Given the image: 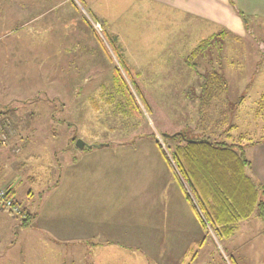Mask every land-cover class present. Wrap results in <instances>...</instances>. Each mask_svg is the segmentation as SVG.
Masks as SVG:
<instances>
[{"label":"rangeland","instance_id":"obj_1","mask_svg":"<svg viewBox=\"0 0 264 264\" xmlns=\"http://www.w3.org/2000/svg\"><path fill=\"white\" fill-rule=\"evenodd\" d=\"M126 4L122 0H106L103 6L84 0H0V139L6 140L0 141V163L9 164L10 156H18L3 149L10 134L1 135L8 130L4 124L12 125L13 115L56 137L48 144L38 139L40 155L24 158L37 163L33 170L29 164L16 166L24 185L54 181V171L48 172L47 164L44 167L41 162H47L46 148L64 147L69 149L68 156L84 152L91 154L89 159L104 160L105 164L86 166H98L99 180L142 179L141 171L160 181L163 161L156 159L160 150L148 134L154 132L162 145L163 132L203 134V126H198L204 120L199 112L200 81L212 68L223 74L228 87L223 103L215 101L202 109L209 114L206 120L210 119L206 133L246 144L250 161L253 145L248 144L264 140V19L247 17L242 36L227 31L214 36L203 51L191 54L201 39L220 28L159 4L141 0ZM86 18L99 23L108 20L106 29L134 68L143 101L132 91L142 117L128 112L112 79L117 61L106 56ZM240 96L243 99L236 104ZM77 138L103 145L80 151L75 147ZM123 148L136 151H125L127 160L119 161ZM143 149L155 152L153 162L149 154L140 152ZM166 186L167 181L161 189ZM25 213L26 219L30 215ZM11 216L17 218V225L24 220ZM157 221L162 224V214ZM7 225L0 226V264H144L142 256L121 248L96 250L90 243L55 242L42 230L8 229ZM191 237L186 236L183 252L175 249L162 264H264V224L256 210L238 221L229 235L201 228L198 240H188ZM165 244L166 240H159L157 245Z\"/></svg>","mask_w":264,"mask_h":264},{"label":"crops","instance_id":"obj_2","mask_svg":"<svg viewBox=\"0 0 264 264\" xmlns=\"http://www.w3.org/2000/svg\"><path fill=\"white\" fill-rule=\"evenodd\" d=\"M84 1L97 6L106 3V0ZM122 1L126 2L127 6L133 0ZM141 1L162 5L198 18L213 28L225 29L238 36L243 35L246 24L236 13L235 8L244 12L248 19L255 17L264 19V0ZM109 2L110 0H107V3ZM12 119L14 133L11 132L13 136L10 133L8 146H3V149L6 151L8 149L13 155L18 156L13 158L10 156L9 164L0 163V185L10 188L31 219L27 226H23L21 221L17 225V218L11 216L12 219H9L10 213L1 208L0 226L4 227L7 223L8 229L16 226L30 227L34 231L42 230L51 239L54 238L55 242L56 240L77 242L81 245L90 243L96 250L106 247L121 248L130 254L142 256L144 264H162L165 258L168 261V256L172 257L175 249L183 252L186 236L190 238L192 235L188 240L199 239L202 228L200 220L188 204L164 156L161 154L160 157V151L155 153L152 149L140 150L141 153L149 154L150 162H153V153L156 154V159L163 161L159 164L164 171L160 181L153 179L151 174L146 172L141 175L140 171V176H144L142 179H120L116 182L112 179L96 178L98 166L86 167L90 163L96 165L95 162L101 161L105 164L100 157L95 160L89 159L91 154L84 152L74 154L72 157L67 155L68 147L58 151L46 148L49 149L48 157L45 159L47 162L41 163L45 164L44 167L47 164L48 172L54 171L56 179L51 183L45 182L44 185L26 186L16 166L29 164V169L33 170L37 163L29 159L27 163L24 158L31 156L36 159L35 156L40 155L38 139H45V144H48L56 137L40 133L36 126L29 127L27 122L21 121L17 116L13 115ZM130 150L131 153L136 151ZM125 151L129 152L123 148L118 153L119 161L127 160L129 153L126 154ZM250 153L252 175L264 184V140L253 145ZM165 181L167 186L162 190ZM114 201L116 202L113 203ZM2 209L8 215L3 213ZM161 214L162 224H159L157 218ZM164 223L166 224L162 227ZM159 240H166L168 246L176 247H172L171 250H168L166 244L160 247L157 245ZM98 264L104 262L100 261Z\"/></svg>","mask_w":264,"mask_h":264},{"label":"trees","instance_id":"obj_3","mask_svg":"<svg viewBox=\"0 0 264 264\" xmlns=\"http://www.w3.org/2000/svg\"><path fill=\"white\" fill-rule=\"evenodd\" d=\"M235 11L246 24L248 16L236 8ZM85 20L91 26L89 20ZM100 23L101 35L96 30L94 34L106 56L111 59L113 56L117 61L112 70L113 83L124 99L128 112L142 117V109L132 91L133 89L139 98H143L141 88L133 75L134 68L127 61L121 45L106 29V21ZM226 32L225 29H220L201 39L190 53L203 51L214 36ZM227 87L223 74L213 68L202 75L198 96L200 116L204 118L198 124L199 127L203 126L202 135L189 134L183 130L163 132L162 145L154 132L148 134L170 166L203 230H211L214 235L233 233L238 221L249 218L254 210L264 224V184L249 173L251 161L246 156L247 145L218 140L212 134L206 133L209 129L206 121L210 119L206 120L209 114L202 109L223 103ZM263 98L264 93L261 96ZM242 99L243 96L238 97L236 104ZM255 144L257 142H250L248 146ZM30 219V216L24 218L21 224L27 226Z\"/></svg>","mask_w":264,"mask_h":264},{"label":"built area","instance_id":"obj_4","mask_svg":"<svg viewBox=\"0 0 264 264\" xmlns=\"http://www.w3.org/2000/svg\"><path fill=\"white\" fill-rule=\"evenodd\" d=\"M91 21V20H90ZM94 29L101 33V24L97 22L96 20L91 21ZM5 127H8V130L5 129V132L1 131V135L4 137H8V134L11 133V126H8L7 124H4ZM3 129V126H2ZM6 134V135H5ZM5 139H0V141L3 143ZM6 141V140H5ZM0 142V143H1ZM0 207L7 210L11 214H14L16 216H20V218L25 217V211L22 208L21 203L15 198V196L11 193L10 189L7 186L0 185Z\"/></svg>","mask_w":264,"mask_h":264},{"label":"water","instance_id":"obj_5","mask_svg":"<svg viewBox=\"0 0 264 264\" xmlns=\"http://www.w3.org/2000/svg\"><path fill=\"white\" fill-rule=\"evenodd\" d=\"M103 143H86L80 138H77L75 141V147L79 150H83L85 148H91V147H101Z\"/></svg>","mask_w":264,"mask_h":264}]
</instances>
